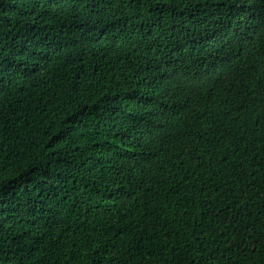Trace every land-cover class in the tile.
Segmentation results:
<instances>
[{
	"label": "trees",
	"instance_id": "trees-1",
	"mask_svg": "<svg viewBox=\"0 0 264 264\" xmlns=\"http://www.w3.org/2000/svg\"><path fill=\"white\" fill-rule=\"evenodd\" d=\"M0 264H264V0H0Z\"/></svg>",
	"mask_w": 264,
	"mask_h": 264
},
{
	"label": "bare ground",
	"instance_id": "bare-ground-1",
	"mask_svg": "<svg viewBox=\"0 0 264 264\" xmlns=\"http://www.w3.org/2000/svg\"><path fill=\"white\" fill-rule=\"evenodd\" d=\"M203 74V73H202Z\"/></svg>",
	"mask_w": 264,
	"mask_h": 264
}]
</instances>
